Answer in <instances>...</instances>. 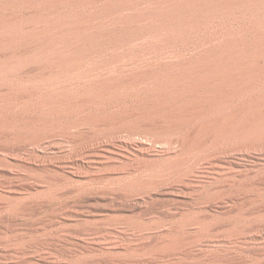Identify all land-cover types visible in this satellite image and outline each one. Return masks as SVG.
I'll list each match as a JSON object with an SVG mask.
<instances>
[{"label":"bare ground","instance_id":"obj_1","mask_svg":"<svg viewBox=\"0 0 264 264\" xmlns=\"http://www.w3.org/2000/svg\"><path fill=\"white\" fill-rule=\"evenodd\" d=\"M23 62L30 68L23 75L17 70L18 77L15 69ZM19 81L32 86L8 84ZM0 84L6 86L0 92V131L14 143L47 130L81 127L93 137L113 129L152 144L170 145L172 139L159 135L181 134L175 150L139 144L137 155L152 160L137 157L130 165L122 150L128 145L105 140L67 168L89 182L121 181L133 192L186 176L178 185L186 190L184 198L192 196L194 205L206 208L231 204L229 243L240 251L247 245L249 239L238 236L244 204L264 197V177L246 181V161L260 163L264 156V0H0ZM218 150L227 156L217 165L213 161L209 174L230 176L232 182L212 197L204 195L205 177L185 172L200 155ZM51 160L38 161V170L64 171L65 165ZM22 183L14 180L10 188L26 193L38 185Z\"/></svg>","mask_w":264,"mask_h":264},{"label":"rangeland","instance_id":"obj_2","mask_svg":"<svg viewBox=\"0 0 264 264\" xmlns=\"http://www.w3.org/2000/svg\"><path fill=\"white\" fill-rule=\"evenodd\" d=\"M22 64H26V66ZM22 64H19L16 71L14 70L18 75L20 72L23 75L24 71H29L27 68L30 67H27V63L23 62ZM21 73L18 77H21ZM17 83L8 82L10 87L14 86L13 89H26L32 86L31 83L27 84L25 81ZM2 84H0V92L6 88ZM1 119L3 117L0 116ZM70 129L47 130L48 134L44 131L43 134L40 132L36 135L37 142L25 138L26 141L23 138L22 141H15L16 144L7 139L9 138L8 132L0 131V197H2L0 198V210H3L0 211V264H229L230 262L233 264L236 261L240 262L238 264H264V197L255 201V198H250L252 196L249 194L248 198L250 199L248 200L251 203L246 200V203L250 204H244L243 213L247 215L244 214L243 219L239 220L242 228L238 232V236L249 240L247 245H240L242 248L240 251V249H235L228 239L233 234L230 230H233L232 225L235 221L232 205H218L217 203L215 207L208 208H206L207 205L201 203L194 205L192 196L184 198L183 193L186 190L183 191L179 187L182 181L187 182L186 176L184 178L177 176L175 182H165L166 184L154 186L157 188L151 187L150 191L136 192L135 190L133 192L126 188L121 181L110 182V180L98 178L89 182L72 175L70 172L72 170L68 171L69 168H67V162L81 160L83 154L90 149L89 146L99 147L101 146L100 141L103 144L105 140L120 146L127 144L128 148L123 147L122 150H126L124 155L130 159L129 164L132 161L130 165H135L133 160L141 157L137 155L139 144L157 152H164L168 149L175 150L177 147L175 140L181 134H168L167 137L159 135L160 139L173 140L172 144L167 145L164 142H153L152 144L151 141L143 140L136 134L123 133L119 135L113 129L105 133H97V137H93L90 133L92 131L84 127L76 128L77 130ZM3 135L7 138L2 137ZM71 140L72 142H70ZM212 153L202 154L193 160L194 164L191 162L188 165L189 170L187 168L185 173L188 175L193 171L197 176L205 177L207 182L203 188L204 195L208 192V196L215 197L220 190H226L228 186L225 184H231L232 180L230 176H222L223 179L221 177L214 178L209 174L213 172L210 169L214 167L213 161L217 165L218 161L227 156L220 150ZM149 158L146 156L143 160H152ZM211 158L213 160L210 162ZM43 160L54 161L58 167L65 165L63 166L64 171L52 173L53 175L41 172L37 166L38 161ZM260 160V163L256 159L246 161V181L249 179L247 182L250 180L255 182L258 178L264 177V168H261L264 166V156L260 157ZM190 165L193 168L192 166L190 168ZM253 165L257 167L255 168ZM208 166L209 168H207ZM30 169L33 171H29ZM14 180L23 182L24 185L28 183L32 185L37 183L38 185L34 190H27L26 193H23L25 190L17 191L10 188V182H14ZM171 185L177 186L172 187ZM260 189V192H264L262 185H260ZM208 199L211 198L208 197L204 200ZM202 205L204 206L201 209ZM259 211L261 212L259 213ZM114 240L119 242H114ZM111 241L113 243L110 244ZM250 241L251 243H249ZM244 260L245 262H243Z\"/></svg>","mask_w":264,"mask_h":264}]
</instances>
